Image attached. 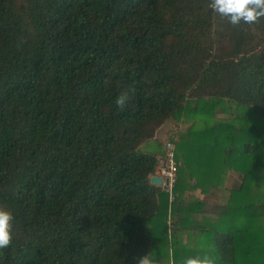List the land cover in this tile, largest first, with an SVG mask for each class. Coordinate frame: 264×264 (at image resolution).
<instances>
[{
	"label": "trees",
	"instance_id": "trees-1",
	"mask_svg": "<svg viewBox=\"0 0 264 264\" xmlns=\"http://www.w3.org/2000/svg\"><path fill=\"white\" fill-rule=\"evenodd\" d=\"M210 3L0 0V264H264V16Z\"/></svg>",
	"mask_w": 264,
	"mask_h": 264
},
{
	"label": "clouds",
	"instance_id": "clouds-1",
	"mask_svg": "<svg viewBox=\"0 0 264 264\" xmlns=\"http://www.w3.org/2000/svg\"><path fill=\"white\" fill-rule=\"evenodd\" d=\"M210 7L221 17H226L233 25L241 21L251 24L264 16V0H211ZM127 99L128 93H124L116 99L115 103L118 107H122ZM12 219V213L0 207V249L8 247L10 243ZM137 264H152V261L150 256L146 255L140 257ZM183 264H212V262L207 256H196L185 258Z\"/></svg>",
	"mask_w": 264,
	"mask_h": 264
},
{
	"label": "built area",
	"instance_id": "built-area-1",
	"mask_svg": "<svg viewBox=\"0 0 264 264\" xmlns=\"http://www.w3.org/2000/svg\"><path fill=\"white\" fill-rule=\"evenodd\" d=\"M177 162L175 160V151L172 141L165 142V153L160 158L158 165L155 168L153 176L161 178L162 190L168 195L171 202L174 197V186L177 181Z\"/></svg>",
	"mask_w": 264,
	"mask_h": 264
},
{
	"label": "crops",
	"instance_id": "crops-1",
	"mask_svg": "<svg viewBox=\"0 0 264 264\" xmlns=\"http://www.w3.org/2000/svg\"><path fill=\"white\" fill-rule=\"evenodd\" d=\"M158 137V136H157ZM195 195L198 196L199 198H202V194L200 189H197L195 191ZM190 217L192 218V211L190 212ZM190 220V219H189ZM192 220L190 222H185L183 225H181L178 229L179 232L176 236V240L179 241L180 244L183 245H190L192 246V241L195 242V238H192ZM187 223V224H186Z\"/></svg>",
	"mask_w": 264,
	"mask_h": 264
},
{
	"label": "rangeland",
	"instance_id": "rangeland-1",
	"mask_svg": "<svg viewBox=\"0 0 264 264\" xmlns=\"http://www.w3.org/2000/svg\"><path fill=\"white\" fill-rule=\"evenodd\" d=\"M224 117H227V115H222ZM173 123V120H171L170 124L171 125ZM168 125V126H169ZM166 139V129H163L161 130L160 134H159V140L161 142H164ZM238 181V177H237V174L236 172L234 171H229L226 175V178H225V187L226 188H231L236 182ZM198 197V196H197ZM199 198V197H198Z\"/></svg>",
	"mask_w": 264,
	"mask_h": 264
},
{
	"label": "water",
	"instance_id": "water-1",
	"mask_svg": "<svg viewBox=\"0 0 264 264\" xmlns=\"http://www.w3.org/2000/svg\"><path fill=\"white\" fill-rule=\"evenodd\" d=\"M151 184L160 185L161 184V178L159 176H151L149 179Z\"/></svg>",
	"mask_w": 264,
	"mask_h": 264
}]
</instances>
